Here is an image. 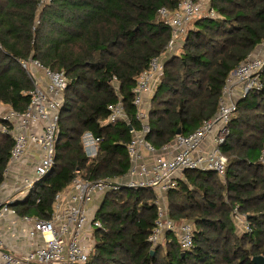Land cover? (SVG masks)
Returning a JSON list of instances; mask_svg holds the SVG:
<instances>
[{"label": "trees", "instance_id": "trees-1", "mask_svg": "<svg viewBox=\"0 0 264 264\" xmlns=\"http://www.w3.org/2000/svg\"><path fill=\"white\" fill-rule=\"evenodd\" d=\"M181 0H0V103L23 113L35 86L21 60H37L68 79L58 123L55 165L30 195L14 201L17 215L50 220L56 196L78 175L87 180L124 177L127 145L140 131L135 89L151 61L165 53L171 30L160 17ZM209 13L194 20L181 53L168 56L148 107L149 133L158 150L178 131L188 136L219 110L228 78L264 43V0H209ZM260 87L238 103L221 146L226 184L213 172H185L167 194L171 216L195 220L193 248L176 239L152 248L155 193L124 188L103 196L96 244L87 264H255L264 258V68ZM121 102L126 121L107 124L109 106ZM0 131V190L10 164V126ZM100 139L89 159L83 136ZM246 228L238 234L236 215ZM154 251V254L151 253Z\"/></svg>", "mask_w": 264, "mask_h": 264}, {"label": "built area", "instance_id": "built-area-1", "mask_svg": "<svg viewBox=\"0 0 264 264\" xmlns=\"http://www.w3.org/2000/svg\"><path fill=\"white\" fill-rule=\"evenodd\" d=\"M50 1L41 0V5ZM207 13L212 17L215 15L209 9V0H181L174 11L163 9L160 12L161 20L171 30V40L165 53L154 58L149 69L138 79L134 105L138 109L137 119L141 122V129L138 131L130 127L133 138L127 145V174L121 178L96 180H87L78 175L66 191L56 196L50 220L24 216L21 217L24 228L20 230L15 228V223L11 224L12 236L27 238L30 249L24 254H15L0 238V264H87L96 244L95 231L102 228L101 222L96 219L99 207L92 206V203L110 191L124 188L149 189L155 193L157 216L149 237L153 249L171 238L176 239L182 251L193 248L195 226L172 218L167 194L176 189L180 181H185V172L188 171L213 172L219 178H225L228 159L222 153L221 146L229 135L228 125L237 113L238 103L251 91L261 88L260 73L264 68V59L249 56L228 78L214 118L191 135H177L159 150L148 142L149 114L144 96L151 97L155 92L166 58L174 54L178 42L186 38L190 24ZM20 66L26 71L31 67L36 68L34 70L43 73L47 85L41 86L35 80V88L30 93L31 103L23 113L0 103V119L10 126L14 141L5 181L16 173L18 188L15 197L0 200V222L8 216H16V210H11L13 202L30 195L35 185L51 173L55 165L60 113L68 88L64 72L51 71L33 59L21 60ZM118 121H126L130 126L121 102L109 106L106 123ZM0 131L7 132L6 126L0 125ZM83 146L86 157L93 159L99 153L100 139L87 132L83 136ZM29 155L31 159H26ZM25 160L32 168L17 173L14 168ZM261 162L264 163V155ZM237 219L247 230L244 216L238 215Z\"/></svg>", "mask_w": 264, "mask_h": 264}, {"label": "crops", "instance_id": "crops-1", "mask_svg": "<svg viewBox=\"0 0 264 264\" xmlns=\"http://www.w3.org/2000/svg\"><path fill=\"white\" fill-rule=\"evenodd\" d=\"M261 46L256 48V51H255L256 53L253 54L254 56H259L260 58L264 57V51H263L264 46L262 47ZM36 72H39V71H36ZM41 75L43 77L42 73ZM150 100H151L150 96H147V95L144 96V102H146V105L149 106ZM210 140L207 141L208 144L210 143ZM30 156L31 155H29L26 159H31ZM31 168H32V165L30 164L27 168H25V170H29ZM15 178H16V173L12 174L11 177L6 179V181L3 183L1 190H0V200L4 201L12 197H15L17 195L18 188L16 187ZM20 179L21 177L18 180ZM12 223L16 224L15 228L18 230L24 228V224L21 220V216H18V215L8 216L5 221L0 222V238L8 245L9 251H12L15 254L21 255V254H24L25 251L27 252L30 249V246H29L30 241H28V239L25 238L24 236H20V237L18 235H16L15 237L12 236V233H11Z\"/></svg>", "mask_w": 264, "mask_h": 264}, {"label": "rangeland", "instance_id": "rangeland-1", "mask_svg": "<svg viewBox=\"0 0 264 264\" xmlns=\"http://www.w3.org/2000/svg\"><path fill=\"white\" fill-rule=\"evenodd\" d=\"M184 40H185V38H184L183 40H181L180 42H178L175 53H176V52H177V53H181L180 50H181V47L183 46ZM262 46H264V45H262ZM262 46H261V47H262ZM263 51H264V48H263ZM254 53H256V52H254ZM253 56H254V55H253ZM254 58H260V57H259V56H255ZM261 59H264V57H262ZM34 69H36V68L31 67V68H29L28 71L25 70L26 72H28V74H29L31 80H32L33 83H34V86L36 85V84H35V80H36L37 84L40 83L41 86H45V85H46V81H45V77H44V75H43V77H42L41 73L36 72V70H34ZM42 74H43V73H42ZM38 82H39V83H38ZM4 107H7V106L4 105ZM7 108L9 109V107H7ZM145 108H146V107H145ZM29 165H30V164L28 163V161L25 160L22 164H20V165H18V166L16 165V167H15L14 169H15V171H16L17 173L21 174L22 171L25 170V168H27ZM125 182H127V180H125ZM218 182H219L220 184H222V185H225V184H226V180H225V179H220V180H218ZM101 203H102V200H101V198H100V199L94 201V202L92 203V206L98 208V207L101 205ZM11 210H12V211H15L16 209H15V208H11ZM238 215H239V214L236 215V219H235V221H236V225H237V228H238V231H237V232H238V234H240V233L243 231V230H241V229H243V225H241V224H240V221H238V219H237V216H238ZM186 222H189L190 224H192L193 226H195V220H194V219L186 220ZM94 230H95V228H94Z\"/></svg>", "mask_w": 264, "mask_h": 264}, {"label": "water", "instance_id": "water-1", "mask_svg": "<svg viewBox=\"0 0 264 264\" xmlns=\"http://www.w3.org/2000/svg\"><path fill=\"white\" fill-rule=\"evenodd\" d=\"M177 135H182L181 131H178ZM152 255L154 254V251L151 253ZM255 264H264V258L258 257L254 259Z\"/></svg>", "mask_w": 264, "mask_h": 264}]
</instances>
